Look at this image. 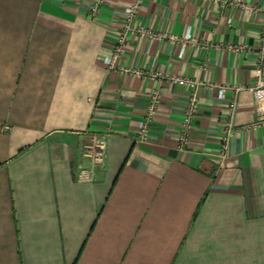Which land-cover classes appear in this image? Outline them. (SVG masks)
Masks as SVG:
<instances>
[{
  "label": "crops",
  "instance_id": "crops-1",
  "mask_svg": "<svg viewBox=\"0 0 264 264\" xmlns=\"http://www.w3.org/2000/svg\"><path fill=\"white\" fill-rule=\"evenodd\" d=\"M0 0V264H264V105L256 84L264 0H143L136 24L208 46L132 38L121 64L227 89L190 91L107 69L123 8L108 0ZM247 45L241 53L217 48ZM162 90L149 142L138 123ZM236 98V110L230 103ZM230 124V125H229ZM104 137L92 181L83 147Z\"/></svg>",
  "mask_w": 264,
  "mask_h": 264
},
{
  "label": "built area",
  "instance_id": "built-area-1",
  "mask_svg": "<svg viewBox=\"0 0 264 264\" xmlns=\"http://www.w3.org/2000/svg\"><path fill=\"white\" fill-rule=\"evenodd\" d=\"M108 0H92L90 4L89 14L92 20H99L104 6ZM143 0H133L132 4L123 8V25L121 29L116 32V41L111 48L110 55L104 58V63L107 69L111 72L119 74H129L134 77L143 79H159L160 81H168L180 86L186 87L189 91L188 103L186 105L182 125L179 133L178 150L184 151L190 144V137L194 130V122L199 114V98L197 89L200 86L215 87L218 90V95L223 98L227 89H233L235 93L243 90V87H232L230 85H211L202 83L189 77H176L163 75L159 72H147L141 69L129 68L121 64V59L126 54L127 45L132 38H139L141 40H169L171 43H178L180 45L179 56H184L185 50L188 46H196L198 39L193 36L191 27H188L184 35L177 36L171 34H163L140 27L136 24L139 12L142 7ZM246 9L250 10L248 7ZM264 13V9H263ZM260 33V45L257 48V65L255 69L256 85L250 88V91L262 95L264 101V18L262 21ZM217 48L221 49L224 47ZM228 51L235 49L233 44L226 46ZM246 48L245 45H240L237 50L242 51ZM149 103L144 118L138 123V137L137 142L148 143L153 124V119L157 114V110L162 99V90L160 88L154 89L149 94ZM230 111L236 110L237 99L234 98L230 103ZM264 111V105L259 108ZM264 124V120L257 125ZM230 125V124H229ZM83 156L89 158L90 167L87 168L82 164L77 166V177L79 181H92L95 176V169L102 167L107 158V143L104 137L94 136L92 142L88 146L83 147Z\"/></svg>",
  "mask_w": 264,
  "mask_h": 264
},
{
  "label": "rangeland",
  "instance_id": "rangeland-1",
  "mask_svg": "<svg viewBox=\"0 0 264 264\" xmlns=\"http://www.w3.org/2000/svg\"><path fill=\"white\" fill-rule=\"evenodd\" d=\"M237 6H241V7H243V8H245L246 9V7H248L250 10L249 11H251V12H259V13H262V16H263V18H264V13H263V9H264V6L263 7H259V8H255V7H249L248 5H237ZM263 24V23H262ZM262 27V26H261ZM240 45H242V44H240ZM239 44L238 45H234L233 44V47L235 48V49H233V50H231V52H234V53H241V52H244L246 49H249L250 47H248L247 45H245L246 46V48L244 49V50H242V51H239V50H237V48L240 46ZM204 46H208V45H206V44H204L203 42H201L199 39H198V44L196 45V46H194V47H204ZM221 50H227V48H226V46L224 47V48H221ZM228 51V50H227ZM256 85V84H255Z\"/></svg>",
  "mask_w": 264,
  "mask_h": 264
}]
</instances>
